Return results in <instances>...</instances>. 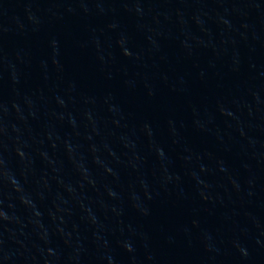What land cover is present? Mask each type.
I'll use <instances>...</instances> for the list:
<instances>
[{
  "label": "water",
  "instance_id": "1",
  "mask_svg": "<svg viewBox=\"0 0 264 264\" xmlns=\"http://www.w3.org/2000/svg\"><path fill=\"white\" fill-rule=\"evenodd\" d=\"M0 264H264V0H0Z\"/></svg>",
  "mask_w": 264,
  "mask_h": 264
}]
</instances>
